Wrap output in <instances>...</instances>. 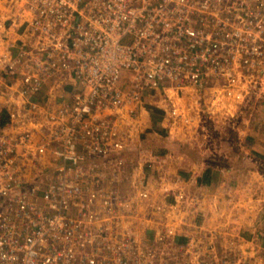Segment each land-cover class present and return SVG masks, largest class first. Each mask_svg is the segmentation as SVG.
Wrapping results in <instances>:
<instances>
[{
	"label": "built area",
	"instance_id": "1",
	"mask_svg": "<svg viewBox=\"0 0 264 264\" xmlns=\"http://www.w3.org/2000/svg\"><path fill=\"white\" fill-rule=\"evenodd\" d=\"M254 75L264 0H0V264H251L214 238L168 260L172 230L131 248L112 187L148 94Z\"/></svg>",
	"mask_w": 264,
	"mask_h": 264
},
{
	"label": "crops",
	"instance_id": "2",
	"mask_svg": "<svg viewBox=\"0 0 264 264\" xmlns=\"http://www.w3.org/2000/svg\"><path fill=\"white\" fill-rule=\"evenodd\" d=\"M176 94L182 95L174 91L176 105L162 103L164 100L157 98L159 93L151 97L148 94L144 112H139L134 123V134L140 130V142L125 140L121 154L134 175L121 186L142 187L147 195L141 196L134 187L135 192L125 196L132 209L122 214V228L130 229L142 247L161 244L155 240L156 235L172 230L174 234L166 241L173 248L190 250L189 243L214 238L217 245H230L235 252H245L246 247H251L252 252H264V119L257 120L256 126L252 124L251 133H245L247 127L241 132L243 148H228L222 159L197 160L178 151V147L187 145L185 140L191 135L180 140L179 136L172 138L173 130L170 134L162 127L156 128L184 112L181 106L186 103L180 105ZM215 112L219 113V109L215 108ZM156 114L162 115L161 121H154ZM176 125L174 131L181 134ZM173 143H177L174 148ZM188 256L191 254L179 258Z\"/></svg>",
	"mask_w": 264,
	"mask_h": 264
},
{
	"label": "rangeland",
	"instance_id": "3",
	"mask_svg": "<svg viewBox=\"0 0 264 264\" xmlns=\"http://www.w3.org/2000/svg\"><path fill=\"white\" fill-rule=\"evenodd\" d=\"M16 46H21L20 40L16 42ZM15 49L17 50V48ZM255 79L256 75L248 80L247 87L249 88V92L248 89L244 88L245 82L239 81L235 84L236 90L234 91H230L228 88L225 90V87L221 88L220 81L217 82L216 85L210 83V85L207 84L201 88H186L190 84L183 82L181 86L184 87L179 90L182 95L176 94V96L177 102H179L180 105L186 103L184 106H181L184 112H181L182 115H179L180 117H170L165 123V126L157 125L156 128L160 130L162 127L164 132L169 131L170 134L173 130L171 134L172 138L179 136L181 137L178 138L180 140L184 135H191L185 142L191 149H199L200 152L196 155L197 160L204 159L205 157H210L209 159L211 160L213 158L216 160L225 158L224 153L228 148H237V150L241 147L243 148L242 144L245 142L242 141L243 138H241L240 134L245 130V127H247L245 133H251L253 131L252 124L256 126L257 120L264 119V78ZM168 91H155L149 95L151 97L154 96L153 94L157 95V93H159L160 95H157V98L164 100L162 103L176 105L173 99L175 97L174 91ZM215 108L219 109V113L215 112ZM160 109L161 108H158V111ZM159 112L163 113L162 111ZM164 113L166 115V112ZM142 114L143 113H141V115ZM177 118L180 119L177 121ZM176 123V126L181 130V134H177L174 131V125ZM220 123L223 124L220 126ZM219 131H221V133H219ZM254 142L255 139L252 140V143ZM203 149L204 153H202ZM206 154L209 155L204 156ZM107 171L109 172V168ZM121 185V183L118 185L115 184L112 188L115 191L119 189L123 190L127 195L132 192V187H123ZM170 250L171 252L168 253L167 256L168 260L175 261L182 256L176 255L178 253L177 248H172ZM238 251L242 252L240 249H238ZM246 251L249 252L252 258L251 264H260V262L264 264L263 251L260 252V250H255L252 252L251 247H246ZM187 253L190 254L191 250H188ZM189 257L191 256H188V258Z\"/></svg>",
	"mask_w": 264,
	"mask_h": 264
},
{
	"label": "bare ground",
	"instance_id": "4",
	"mask_svg": "<svg viewBox=\"0 0 264 264\" xmlns=\"http://www.w3.org/2000/svg\"><path fill=\"white\" fill-rule=\"evenodd\" d=\"M119 234L120 235L125 234V242H128V245H130L131 248H132V246H134V245L137 244L142 250H144V247H142L138 243V241L136 239V236H134V234L130 231V229H124V228H122L121 231H119ZM131 248L130 249H127L125 247V255H128L129 257H131V255H132ZM143 252H144V255H146L147 252L146 251H143ZM145 258H143V259H145ZM161 259L163 260V258H161Z\"/></svg>",
	"mask_w": 264,
	"mask_h": 264
},
{
	"label": "trees",
	"instance_id": "5",
	"mask_svg": "<svg viewBox=\"0 0 264 264\" xmlns=\"http://www.w3.org/2000/svg\"><path fill=\"white\" fill-rule=\"evenodd\" d=\"M162 119V115H154V121H161ZM164 145V144H161ZM177 143H173V148L176 147ZM178 151L179 152H184L185 154L188 153L189 156L196 158V155L200 152L199 149H191L190 147H188V145H182L180 147H178ZM234 150H237V148H235Z\"/></svg>",
	"mask_w": 264,
	"mask_h": 264
}]
</instances>
